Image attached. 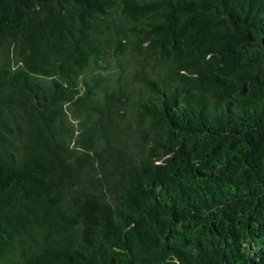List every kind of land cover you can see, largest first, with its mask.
<instances>
[{
    "label": "trees",
    "instance_id": "obj_1",
    "mask_svg": "<svg viewBox=\"0 0 264 264\" xmlns=\"http://www.w3.org/2000/svg\"><path fill=\"white\" fill-rule=\"evenodd\" d=\"M0 264H264V0H0Z\"/></svg>",
    "mask_w": 264,
    "mask_h": 264
}]
</instances>
